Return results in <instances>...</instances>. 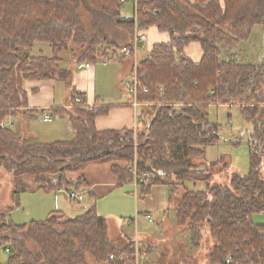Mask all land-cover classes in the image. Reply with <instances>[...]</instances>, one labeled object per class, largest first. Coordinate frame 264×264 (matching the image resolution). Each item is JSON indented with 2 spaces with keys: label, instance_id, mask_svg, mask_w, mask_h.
<instances>
[{
  "label": "trees",
  "instance_id": "trees-1",
  "mask_svg": "<svg viewBox=\"0 0 264 264\" xmlns=\"http://www.w3.org/2000/svg\"><path fill=\"white\" fill-rule=\"evenodd\" d=\"M122 4L0 0V121L32 111L25 79L70 74L60 64V52L69 51L78 64L106 57L104 43L119 46L109 37L108 25L132 37L136 23L168 34L137 63V77L147 90L137 94L146 105L135 127L98 129L96 116L110 106H84L74 88L73 102L79 95L83 103L57 110L69 115L76 131L72 139L31 142L10 126H0V170L12 173L14 197L25 190L82 185L85 169L93 164H108L120 186L134 179L129 166L136 160L144 174L139 195L149 194L153 185H167L176 223L188 231L192 246L199 248L205 236L213 239L209 263H223L230 255L231 263L264 264V223L253 221V214L264 209V61H242L231 52L256 24H264V0H137L136 17L123 15ZM82 9L92 16L90 32L81 22ZM194 41L203 50L199 61L185 52ZM35 42L49 44L53 55L23 51ZM73 44L81 49L78 55ZM222 49L231 57L222 58ZM212 103H238L252 124L249 170H234L228 184H212V173L194 161L219 139L217 123L208 117ZM188 180L203 181L207 189H189ZM26 239L36 248L30 249ZM7 243L12 252L5 264H130L133 259V241L117 245L107 218L94 205L74 217L55 209L43 220L19 224L0 210V245ZM111 253L116 260L109 259Z\"/></svg>",
  "mask_w": 264,
  "mask_h": 264
},
{
  "label": "crops",
  "instance_id": "crops-1",
  "mask_svg": "<svg viewBox=\"0 0 264 264\" xmlns=\"http://www.w3.org/2000/svg\"><path fill=\"white\" fill-rule=\"evenodd\" d=\"M146 31L148 35L147 45L140 44L143 51L148 48L147 54L144 57L148 55L154 43L168 39V34L160 31L155 26L149 27ZM128 43H134L133 37L127 33L126 35L123 34L120 44L125 45ZM235 51V49L232 50V54ZM185 52L194 61H199L203 55L201 44L196 41L187 45ZM228 54L230 55L229 52ZM144 57L138 56V61ZM132 58L131 62L130 56L109 55L106 57L107 62L100 59L99 62H93L88 67H78L76 63L66 59V61L63 60L60 63L63 68L70 69V74L66 77L25 79L23 87L26 89L28 95V108L32 109V111L21 112L16 116L8 117V120L12 122L10 127L23 134L31 142H52L55 140L72 139L75 137L76 131L71 125L69 115L65 112L60 113L57 110H71L74 107L75 104L71 97V89L73 88L82 94L86 103L92 106H110L107 113L96 116L95 125L98 129L135 127L137 125L135 115L137 106L134 105L133 93L127 89L128 87L125 84L133 75L134 57ZM45 112L57 113V120H44L42 115ZM41 121L54 122L51 125L41 126L39 123ZM84 177L85 182L82 185L76 184L77 182L73 184L82 187L84 190L85 195L83 199L76 201L84 202V205H78L79 208L83 209H87L88 205H93V203L96 204L97 198L107 194L111 190V187H114L116 184L115 176L111 173L109 166H105V164L88 166L84 171ZM127 183L132 184L129 186L131 192L126 190L127 193L139 194L140 183L136 184L134 179ZM59 193L64 194L62 191H54L56 199ZM62 196L67 199L65 194ZM86 196H88V200H85ZM53 205L54 208L51 207L52 202L48 205L47 212L57 209L56 202ZM135 210V214L139 213V211L144 212L145 215L148 212L151 213L153 217L152 222L156 223V226H147L144 228V232L141 233L140 221H136L133 229L134 235L129 236L127 232L123 236L110 235L119 243L120 247H123L131 240L137 241V244L146 247L147 256L143 264H211L208 261L207 252L205 257L203 253L200 254V250L190 244L189 233L177 225L175 208L169 203V187L167 185H153L150 193L144 196L141 202L138 199L135 200ZM165 215L169 218L168 223L164 221ZM65 217L70 216L65 215ZM253 221L264 223V210L253 214ZM12 234L16 233L12 232ZM135 234H138V236ZM9 252L10 254H5L0 247V264L8 262L12 251ZM175 257H179V259ZM219 264L227 263L223 262Z\"/></svg>",
  "mask_w": 264,
  "mask_h": 264
},
{
  "label": "rangeland",
  "instance_id": "rangeland-1",
  "mask_svg": "<svg viewBox=\"0 0 264 264\" xmlns=\"http://www.w3.org/2000/svg\"><path fill=\"white\" fill-rule=\"evenodd\" d=\"M133 6L134 4L132 0L124 2L121 6L123 15L127 17L133 16ZM80 19L81 22H83L86 31L90 32L93 29V24L92 16L89 14V12L82 9L80 11ZM107 28L109 37L111 39H115L116 42L118 41L120 44V40H122L123 34L126 35V32H121L118 28L113 27L111 24L108 25ZM133 39L135 40V31L133 33ZM121 45L123 44H120L119 46ZM119 46H110L109 44L104 43L103 47L106 48L105 51L107 50L106 53L108 54L106 57L113 55ZM73 48L77 55L81 52L80 47L74 44ZM22 49L30 56H37L41 53L48 56L53 55L51 46L44 42H35L33 47ZM146 49L148 50V48ZM147 50L143 51L139 45L137 48V55L144 57L147 54ZM235 50V53L232 55L233 58L237 57L239 60L251 62L264 61V24H256L253 27L252 33L249 37L240 39L238 41ZM59 55L62 56L63 60L65 61L68 59V61L75 62L72 60V58H70L71 53L69 51L60 52ZM225 56V49H222L221 57L224 58ZM228 56L231 57L229 54ZM106 57H103L105 59H100L106 60ZM131 58L132 57H130V59ZM100 59L96 62H99ZM90 63L92 64L93 62ZM137 63L138 61H134L133 68L135 66L137 67ZM79 64L80 63L76 65L79 66ZM140 90L145 91L142 88ZM179 106L181 107L182 105H177V107ZM208 117L211 122L217 123L219 139L206 147L205 156L202 159L197 158L194 161L199 164L200 169L212 173V184H228L230 183L231 175L234 170L242 173H246L249 170L250 153L248 142L252 124L244 119L238 103L209 104ZM55 119L56 117L54 118V121ZM53 122L41 121L39 123L41 126H47L51 125ZM107 165L108 164H105V166ZM130 185L132 184L125 183L120 186L111 187V190L107 194L97 198L96 204L93 203L96 211L107 218L109 223V233L114 234L115 236H123L126 232L129 233V236L134 235L133 229L136 221H140L141 233L144 232L143 230L147 226H156V223L152 222L153 220H149L144 212L139 211V213L135 214V200L138 199L139 202H141L144 196H140L139 194L135 193H129L131 192V188L129 187ZM186 186L189 189L195 190L207 189V184L203 181L195 182L193 180H188L186 181ZM126 190H129V192L127 193ZM62 195L64 194L59 193V196L56 199L54 197V191L48 192L44 189H31L21 191L17 197H14L12 173L4 168L0 170V210H5L7 219L13 223H25L29 222L30 220L45 219L50 213L49 211L47 212V210L48 205L51 202V207L54 208L53 204L56 202L57 210H60L62 213H64V215H68L70 217L77 216L92 206L88 205L87 209L79 208L78 205H84V202L69 201ZM85 200H88V196L85 197ZM8 207H11V209L6 210ZM131 213L133 214L130 216ZM168 219V216L165 215L164 221L166 223H168ZM14 235H19L26 238V235L23 232L21 234ZM135 235L138 236V234ZM26 241L30 249L36 248V246H34L30 240L26 239ZM213 242V239L209 235L205 236L200 247L198 248L200 250V254L203 253L205 257L207 252L208 255L209 249ZM116 243L119 245L117 241ZM190 244L192 245L191 241ZM137 245L140 246V244H137V241H133V259L129 260L130 264L134 261V251ZM0 247L5 254H10V252L6 250L7 247H10L8 243L6 245H0ZM140 247L146 249L144 246ZM176 259H179V257ZM89 261L93 262V259L89 258Z\"/></svg>",
  "mask_w": 264,
  "mask_h": 264
},
{
  "label": "built area",
  "instance_id": "built-area-1",
  "mask_svg": "<svg viewBox=\"0 0 264 264\" xmlns=\"http://www.w3.org/2000/svg\"><path fill=\"white\" fill-rule=\"evenodd\" d=\"M128 0H121L122 3L126 2ZM133 1V8H134V16L136 17V11H137V0H132ZM147 41H148V35H147V31L145 29H141L137 26V23L135 25V40L134 43L132 45H121L116 49V52L113 54L114 56H122V57H126V56H130V57H134V61L137 62L138 61V55H137V48L140 44L143 45H147ZM105 62H107V60H103ZM91 63L90 62H82L79 64L78 67H88L90 66ZM126 86L128 87V89L133 93L134 95V105L137 106V110H136V118L137 120L142 117L143 115V107L146 105L144 102L139 101L137 98V94L139 92V90L142 88L143 90H147L146 86H142V84L140 83L138 77H137V71H136V66L133 68V75L130 79H128L126 81ZM75 104H82V99L79 95H77L75 97ZM84 106L87 107H91L92 105L84 102L83 103ZM183 103L179 102L176 105H182ZM143 105V106H141ZM55 117H58L57 113H48L45 112L42 115V118L44 120L47 121H51L53 120ZM12 122H10L8 119L6 120H1L0 121V126L1 127H7V126H11ZM129 171L133 174V178L136 182V184L140 183L143 179H144V174H141L138 171V167H137V161L134 160V162H132L129 166ZM57 192L62 191L64 192L65 196L67 199H69L70 201H81L84 197V190L82 187L76 186V185H71L68 187H60L56 190ZM55 191V192H56ZM146 216L152 220V215L151 213H147ZM8 251H11L12 249L10 247L6 248ZM147 256V250L145 248H141L140 246H136L135 251H134V261L132 262V264H143L145 262V258ZM109 259L111 260H116L117 257L116 255H114L113 253L109 254ZM225 263L229 264L231 263V256H227L224 260ZM117 264V263H115Z\"/></svg>",
  "mask_w": 264,
  "mask_h": 264
}]
</instances>
